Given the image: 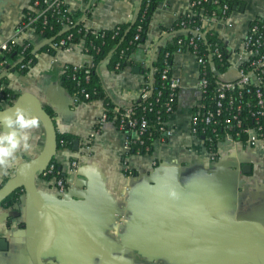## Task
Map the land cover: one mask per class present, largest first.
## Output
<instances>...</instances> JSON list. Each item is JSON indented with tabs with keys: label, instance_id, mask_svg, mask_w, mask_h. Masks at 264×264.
<instances>
[{
	"label": "crops",
	"instance_id": "1",
	"mask_svg": "<svg viewBox=\"0 0 264 264\" xmlns=\"http://www.w3.org/2000/svg\"><path fill=\"white\" fill-rule=\"evenodd\" d=\"M139 0H66L68 13L88 29L108 30L130 23ZM190 0H161L149 27L147 43L134 50L119 72L100 69L108 100L127 106L139 98L149 75L156 47L167 39L160 27L171 28L189 11ZM236 8L225 19H204L205 32H215L229 51V68L220 79L238 78L246 59L243 41L255 19H264V0H234ZM31 0H3L0 4V44L14 39L23 11ZM161 38H160V37ZM33 49L46 42L31 32L20 37ZM91 57L78 43L71 51L39 53L24 75L7 74L14 94L29 92L54 112L57 132L78 141L77 150H57L55 160L68 177L64 196L55 186L38 179V190L62 213L45 226L41 254L45 264H261L264 244V143L253 147L223 140L213 161L204 143L190 132L194 107L201 101L199 66L189 51L173 56L172 74L180 79L175 111L168 117L167 133L153 141L149 154L127 155L125 133L112 122L97 133L104 101L75 104L61 85L63 68L84 66ZM16 62H10L15 64ZM14 101V100H12ZM1 103L0 105H3ZM32 145L17 152V161L0 174V187L15 168L43 149L45 133L31 131ZM89 145L86 149V145ZM79 159L70 171V163ZM126 163L134 172L123 171ZM175 193L171 197L170 193ZM0 206V264H32L29 203ZM111 230V231H109Z\"/></svg>",
	"mask_w": 264,
	"mask_h": 264
},
{
	"label": "trees",
	"instance_id": "2",
	"mask_svg": "<svg viewBox=\"0 0 264 264\" xmlns=\"http://www.w3.org/2000/svg\"><path fill=\"white\" fill-rule=\"evenodd\" d=\"M37 1L38 5L33 7L34 0H31L30 8L23 11V17L19 25L29 24L33 31L28 32L37 35L46 43L37 50L33 49L31 45L24 50L23 45L27 44L25 41L10 42L11 50L9 52H0V63L2 61L7 62L2 67V70L7 74L11 71H17L21 75H24L35 63L37 54L43 52L48 54L55 53L51 48L52 44L58 43L60 40H65V44L67 45L69 43L73 45L82 43L86 54L91 57L90 63L93 64V67L89 68L87 65H84V68L74 73L71 65L65 66L61 77L62 88L69 95L78 98L75 104L88 103L93 100L104 101V111L106 112L107 121L112 122L118 129L120 120L124 119L123 116L128 109L132 111L130 118L135 119L137 123H140L142 120L147 121L148 127L140 136V141H143V144H140L139 141L132 144L130 141V150L127 152V155L149 154L153 141L164 138L160 131V121L167 122L168 119L162 107L168 97V90L163 88V84L165 83L166 85L168 82L161 80V74L166 63L173 64V56L175 53L184 51L194 52L202 60V64L199 66V78L207 81L206 91L203 95L204 102L210 101L214 96L216 85L219 82H223L220 77L229 68L228 49L215 32H204L200 19L201 17L210 16L212 13H215L216 19L218 20L225 19L236 8V2L234 0H219L218 4H214L211 0H190L189 3L192 2L194 5H192L188 13L180 16L171 28L160 27V33H164L167 39L166 42L156 47L151 69L147 70L150 71L151 81L149 86L150 95L148 98L142 100L139 97L127 106L113 104L108 100L103 88L100 69L104 65L109 71L119 72L127 65L130 54L134 50L144 47L148 41L147 37L153 12L161 0H142L141 4L137 5L135 17L130 23L121 24L108 30L86 28L82 22H78V19L73 18L68 13L66 3L60 6L57 11L53 12L51 9H47L46 5L42 4V0ZM224 5L227 6L225 10H223ZM64 14L67 19L64 17ZM253 26H257L260 32L264 33V19H255L249 27ZM138 27H140V30H138ZM197 28H199V35L194 36V31ZM93 31H95V34L92 33ZM137 35L138 39L134 40ZM190 42H192L191 45H189ZM215 50L218 53H215ZM254 59L252 58L251 61ZM28 60H31L30 67L20 70L19 66ZM10 62L16 63L10 64ZM249 63L250 61L241 64L240 69L244 72L254 70L255 68L249 66ZM117 64L119 67L116 70L115 66ZM85 70H89L88 80L84 79ZM73 75L76 77V81L72 79ZM146 82L147 77L145 76L141 88L146 86ZM231 83H236V81ZM158 91H161L159 98ZM262 91L264 93V88ZM18 95L8 89L7 75L1 76L0 72V99L5 101L3 105H0V109L10 106L12 100L15 99L14 97ZM247 97L249 98L251 96L244 95V98ZM176 105L177 100L172 104L174 111ZM44 109L54 123V112L48 107ZM158 110L161 112L157 113ZM223 117L224 115L221 116V119ZM240 117L243 119V125L245 127L252 125L254 119L249 117L247 110H243ZM99 129L100 126L98 125L97 130L99 131ZM128 130L130 128L125 125L121 131L126 132ZM217 132L220 135L223 133L220 132V128H218ZM56 134L57 150L72 148L73 137L70 134L60 133L57 130ZM203 136H205V139H202V141L208 153H211L213 161H216L219 157L217 143L207 144V137L212 136L209 130L204 135L199 134L198 139H201ZM50 164L54 165L53 172L45 176L42 175L39 179L41 178L53 186L55 185L56 179H63L66 184L65 189H67L69 182L66 172L63 171L61 165L55 158ZM132 173L134 175V172ZM20 196L21 192L19 190L15 191L5 199L3 205L7 207L13 205Z\"/></svg>",
	"mask_w": 264,
	"mask_h": 264
},
{
	"label": "built area",
	"instance_id": "3",
	"mask_svg": "<svg viewBox=\"0 0 264 264\" xmlns=\"http://www.w3.org/2000/svg\"><path fill=\"white\" fill-rule=\"evenodd\" d=\"M214 4H218L219 0H211ZM66 0H42V4L47 6V9H51L53 12L57 11L60 6L65 4ZM38 5V1L34 0L33 7ZM194 5V3H189V11L190 8ZM227 8L226 5L223 6V10ZM188 11V12H189ZM187 12V13H188ZM43 13V12H42ZM42 15V14H40ZM65 17V14H64ZM66 18V17H65ZM67 19V18H66ZM204 19H216L215 13H212L210 16L201 17L200 23ZM202 27V26H201ZM140 30V27H138ZM33 31L31 30L29 24L19 25L16 30V34L13 40L8 41L7 43L0 44V52H9L11 50L10 42H18L20 41V37L23 33ZM205 32V31H204ZM92 33L95 34V31ZM199 35V28L195 29L194 36ZM138 39V35L135 36L134 40ZM166 42L163 40L162 43ZM190 42L189 45H191ZM30 44L23 45L24 50L27 49ZM73 44L69 43L65 44V40H60L58 43H54L51 45V48L54 51L64 50L71 51L73 49ZM243 48L246 53V59L241 61L238 69V78L236 79V83L231 82H219L216 85L214 96L210 99V101L204 102L203 95L205 94L207 81L205 79L199 78L198 88L201 92V101L200 103L194 107L191 120H190V132L193 136L198 138L199 134L204 135L206 131H210L212 136L207 137V144H212L216 142L219 146V143L223 140H227L230 143L241 145V146H255L257 144L264 143V33L260 32V29L257 26L249 27L245 39L243 41ZM85 53L86 50L84 49ZM195 55L197 59L198 66L202 64V60L196 56L194 52H191ZM215 53H218L215 50ZM252 58H255L251 61ZM22 59V58H21ZM20 61V60H19ZM249 66L255 68L252 71L244 72L240 69L241 64L245 62H249ZM6 61H2L0 63V72L1 76H6L7 73L2 70V67L6 64ZM31 60H28L26 63H23L19 66L20 70H24L30 67ZM72 71L78 72L83 66L71 65ZM172 66L171 64H167L164 67V70L161 74V80L168 82L166 85L163 84V88L168 90L167 100L162 105L165 115L168 117L174 112L172 108V104L177 100L178 90L181 86L180 79L172 74ZM87 67H93L92 63H88ZM119 65L115 66L117 70ZM258 70V71H256ZM85 76L84 79H89V70L84 71ZM147 84L146 86L141 88L139 97L142 100H146L150 95V75L146 74ZM72 79L76 81V77L73 75ZM244 95L251 96L244 98ZM161 96V91H158V98ZM253 98V99H251ZM73 102L76 103L78 98L72 96ZM5 101L0 99V104ZM243 110H247V114L250 118L254 119L252 121V125L245 127L243 125V119H241L240 114ZM161 111L158 110L157 113ZM132 111L128 109L124 114L123 118L119 123V129L123 130V127L126 125L130 128V130L124 132L125 133V148L127 152L130 150V141L134 144L136 141H139L140 144H143V141H140V136L146 131L148 124L146 120H142L140 123H137L135 119H131ZM224 117L221 119V116ZM107 116L106 112L103 110L100 119L99 126L103 123H106ZM167 122L160 121V131L164 136L167 133L166 129ZM220 128V132H223L220 135L217 130ZM99 132L98 130L96 131ZM130 135V137H128ZM203 140L205 136H203ZM202 141V140H201ZM203 142V141H202ZM88 149V145L85 146ZM126 152V153H127ZM211 159L213 160V156L209 153ZM79 159L73 160L70 163V171H74L78 167ZM54 170V165L49 164L42 175L45 176L48 173H52ZM123 171L128 176H133L132 171L129 170L126 163L123 164ZM65 182L63 179H56L55 189L60 196H64L65 194Z\"/></svg>",
	"mask_w": 264,
	"mask_h": 264
},
{
	"label": "water",
	"instance_id": "4",
	"mask_svg": "<svg viewBox=\"0 0 264 264\" xmlns=\"http://www.w3.org/2000/svg\"><path fill=\"white\" fill-rule=\"evenodd\" d=\"M2 1L3 0H0V4ZM141 1L142 0H139L137 5H140ZM14 98L10 106L0 109V119H2L4 115H12L17 107L22 108L25 110L26 115L38 119L45 133V141L40 154L28 162L19 164L15 168L13 177L0 187V206H3L5 199L12 193L17 190L21 192V196L18 198V204L26 207L25 204L29 203L32 208L28 210V217H30L31 221L25 225L27 231L31 230L30 224L32 223L33 225L30 243L31 261L32 264H45L43 263L41 254V238L45 226H50L52 228L53 225L60 220L65 226L71 228L69 223L62 216V213L47 202L37 187L39 177L42 176L45 168L53 161L57 152L56 128L41 102L33 94L24 92ZM202 139L203 137L200 140ZM78 145V141L73 142L74 149L77 150ZM58 197L61 196L58 194ZM52 230H54V228H52ZM259 254L260 263L264 264V244L260 247Z\"/></svg>",
	"mask_w": 264,
	"mask_h": 264
},
{
	"label": "clouds",
	"instance_id": "5",
	"mask_svg": "<svg viewBox=\"0 0 264 264\" xmlns=\"http://www.w3.org/2000/svg\"><path fill=\"white\" fill-rule=\"evenodd\" d=\"M38 127V119L26 115L25 110L19 107L12 115H4L0 119V174H7V169L18 159L17 152L31 149V131ZM169 195L175 197L176 194Z\"/></svg>",
	"mask_w": 264,
	"mask_h": 264
},
{
	"label": "bare ground",
	"instance_id": "6",
	"mask_svg": "<svg viewBox=\"0 0 264 264\" xmlns=\"http://www.w3.org/2000/svg\"><path fill=\"white\" fill-rule=\"evenodd\" d=\"M22 47V46H21Z\"/></svg>",
	"mask_w": 264,
	"mask_h": 264
}]
</instances>
